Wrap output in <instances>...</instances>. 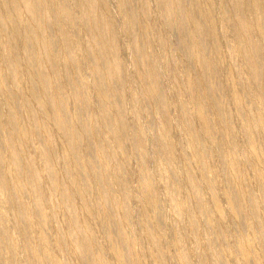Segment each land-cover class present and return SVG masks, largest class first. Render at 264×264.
Segmentation results:
<instances>
[{
	"label": "bare ground",
	"instance_id": "6f19581e",
	"mask_svg": "<svg viewBox=\"0 0 264 264\" xmlns=\"http://www.w3.org/2000/svg\"><path fill=\"white\" fill-rule=\"evenodd\" d=\"M109 1L0 0V264L264 263V0Z\"/></svg>",
	"mask_w": 264,
	"mask_h": 264
},
{
	"label": "rangeland",
	"instance_id": "374dc122",
	"mask_svg": "<svg viewBox=\"0 0 264 264\" xmlns=\"http://www.w3.org/2000/svg\"><path fill=\"white\" fill-rule=\"evenodd\" d=\"M110 3H109V6H110V8L113 10V11H115V1L114 0H110L109 1ZM112 2V3H111ZM113 15H115V16H117V17H119L117 14H114L113 13ZM118 32V33H117ZM116 33H117V37L118 38H120V37H123V36H125V34H124V29H122V28H117L116 29ZM119 34V35H118ZM128 50L126 49L125 51H122L123 53V63H126V68H125V73H124V77H127V75L129 74V72H131L132 70H131V68L129 67L130 66V64H131V57H129L130 56V54L127 52ZM130 58V59H129ZM220 63L222 64V70H224V65H226V59H224V56L222 57V62L220 61ZM130 68V70H129V68ZM226 68V67H225ZM129 70V71H128ZM130 75V74H129ZM129 77V76H128ZM132 78H133V75H132ZM131 79H129V81H130ZM222 82H224V78H222ZM165 85H167L168 87H170L171 86V89H172V87H173V82H171V80H170V77H165ZM129 92H131V90L129 89L128 91H127V93H129ZM130 98V93H129V97L127 96L126 97V95H125V101L126 100H128ZM176 108H175V106L173 105V104H171L170 105V107H169V112H170V115H172V116H177V112H176V110H175ZM191 109V111L192 110H194V108L193 107H191L190 108ZM130 115V114H129ZM138 115H140V121H142V122H144V121H146V117H145V111H142V112H139L138 113ZM128 118H132V117H130V116H128ZM141 122V123H142ZM145 123V122H144ZM171 136H172V138L176 141V142H178V143H181V145H182V147L185 149L186 148V145H185V143H184V135H183V133L179 130V128H173V130L171 131ZM240 139V138H239ZM241 145H243V144H241ZM214 148V147H213ZM212 147H209L208 149H209V151H210V153L211 152H213V157L211 156V157H209V161H210V164L212 165L211 167L213 168V169H215L216 170V168H217V161H216V156H215V154H214V152H215V150L213 149ZM146 150L150 153V147H149V145H148V142L146 143ZM126 151H127V153H128V156L130 157V161H131V163L128 165V167H127V172H128V174H127V176L125 175V179H127L128 181H129V179L130 180H132L131 178H134V175H135V173H136V165L133 163V157H132V154H131V151H130V147H127L126 148ZM257 152H258V154L259 155H261V156H263L262 155V152H263V150L261 149V148H257ZM179 151H177L176 152V154H175V156H174V158H175V165H176V167H180L181 166V159H180V157H179ZM187 156L190 158L189 159V166L191 167V169L194 171V172H197V167H196V164H195V161L192 159V157H191V155L189 154V152H187ZM146 159H147V168H148V170H149V172L151 173V176L153 177V179H154V181L155 182H158V177H157V174H156V165H155V163H154V161H155V159H154V161H153V157H151V156H148L147 154H146ZM258 168L260 169V170H264V160H261V161H258ZM129 172H131V173H129ZM247 174V178L248 179H251V172L247 169L246 171H245ZM133 173V174H132ZM132 174V175H131ZM218 177V175H216V178ZM132 183H129V186L130 187H132ZM183 187V186H182ZM183 189V188H182ZM159 192H160V194L162 195V191L161 190H159ZM93 200H91V205L92 206H94V208L96 207V206H98V204H99V206H100V202H98L97 200H95V198L93 197L92 198ZM131 200V205H132V207H133V210H135V211H137L138 209H139V200H138V197H137V195H133L132 196V198H130ZM97 201V202H96ZM95 203V204H94ZM221 203V202H220ZM222 204V203H221ZM137 205V206H136ZM164 209H165V211H166V213H167V218L169 217H171V211H170V209H169V206H168V204H167V202L166 201H164ZM8 210L6 209L5 210V212H7ZM58 213V219H60V220H62V217H61V214L59 213V212H57ZM226 214V213H225ZM136 216V215H135ZM136 218V217H135ZM225 222L226 223H228L229 222V218H228V216L227 215H225ZM93 228H94V231H95V235L99 238V240H101V242H102V244H103V246H106V241H105V239H104V236H103V234H102V232H101V229H100V225H99V222L98 221H94L93 222ZM54 231V230H53ZM52 231V232H53ZM55 232V231H54ZM141 229H140V227L139 226H136L135 227V229H134V235H136L138 238H139V236L141 235ZM167 234H169V233H167ZM250 237H252L251 235H250ZM170 243H171V240H170V237H168V236H166V237H164L163 239H162V245L164 246V249L165 250H168L169 248H170ZM221 245V247L225 250V254H226V256H225V258H226V263L227 264H236V261L234 260V255H235V249H236V246H235V244H234V242H233V237H232V232H227L226 234H225V242L224 243H221L220 244ZM135 251L137 252V254H138V256H140L139 254H142V252H141V250L137 247V246H135ZM139 250V251H138ZM253 250L255 251V252H257L258 251V246H257V244L256 243H254L253 244ZM139 252V253H138ZM58 255V254H57ZM74 260V259H73ZM108 263L110 264H115L114 263V260H112L110 257L108 258ZM143 264H155L153 261H151L149 258H145V259H143V262H142ZM167 264H176L175 263V261L174 260H172V259H168L167 260ZM260 264H264L263 262H260Z\"/></svg>",
	"mask_w": 264,
	"mask_h": 264
}]
</instances>
